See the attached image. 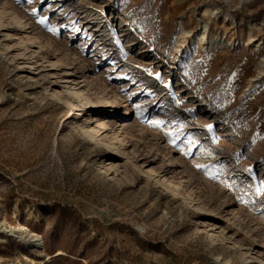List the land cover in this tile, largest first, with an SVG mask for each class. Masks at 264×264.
I'll list each match as a JSON object with an SVG mask.
<instances>
[{
	"label": "rangeland",
	"instance_id": "374dc122",
	"mask_svg": "<svg viewBox=\"0 0 264 264\" xmlns=\"http://www.w3.org/2000/svg\"><path fill=\"white\" fill-rule=\"evenodd\" d=\"M0 264H264V0H0Z\"/></svg>",
	"mask_w": 264,
	"mask_h": 264
},
{
	"label": "bare ground",
	"instance_id": "6f19581e",
	"mask_svg": "<svg viewBox=\"0 0 264 264\" xmlns=\"http://www.w3.org/2000/svg\"><path fill=\"white\" fill-rule=\"evenodd\" d=\"M15 21H16L17 24H19L20 29H22L24 27V25L22 24V22L18 18H15ZM13 25H14V23H13ZM194 36L199 38L200 41L205 42V34L203 32L196 33ZM173 187H174V190H175L176 194L177 195H181V191H180L179 187L176 186V185H174Z\"/></svg>",
	"mask_w": 264,
	"mask_h": 264
},
{
	"label": "snow or ice",
	"instance_id": "6c2138e0",
	"mask_svg": "<svg viewBox=\"0 0 264 264\" xmlns=\"http://www.w3.org/2000/svg\"><path fill=\"white\" fill-rule=\"evenodd\" d=\"M33 11H35V10H33ZM45 20H46L45 17H40V18H39V22H40L41 24L45 23ZM49 30L55 32V28H51V27H50ZM154 123L162 124L163 121H154ZM207 127H208L209 129H211V128H212V125H207ZM198 167H200V165H198Z\"/></svg>",
	"mask_w": 264,
	"mask_h": 264
}]
</instances>
